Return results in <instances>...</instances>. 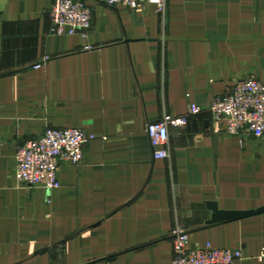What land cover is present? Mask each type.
I'll return each instance as SVG.
<instances>
[{
  "label": "crops",
  "instance_id": "1",
  "mask_svg": "<svg viewBox=\"0 0 264 264\" xmlns=\"http://www.w3.org/2000/svg\"><path fill=\"white\" fill-rule=\"evenodd\" d=\"M55 0H0V264H172L188 249L264 264V139L227 135L209 113L169 130L154 160L146 127L207 107L235 81L264 83V0H169L163 15L84 2L85 38L51 35ZM91 136L59 188L17 183L14 155L45 129Z\"/></svg>",
  "mask_w": 264,
  "mask_h": 264
},
{
  "label": "built area",
  "instance_id": "2",
  "mask_svg": "<svg viewBox=\"0 0 264 264\" xmlns=\"http://www.w3.org/2000/svg\"><path fill=\"white\" fill-rule=\"evenodd\" d=\"M106 6H123L138 10L151 5L163 15L169 0H98ZM50 33L54 36L83 38L91 28V10L82 1L55 0L49 10ZM209 113L213 124L227 135L241 138L264 139V83L249 77L235 81L230 94L214 98L207 107L189 104L186 117H164L146 127L154 160H164L169 152V130L181 129L188 117ZM92 140L82 130L47 128L36 139L19 146L14 155V177L17 183L53 191L59 188L57 172L63 164L79 166L83 159V147ZM173 244L172 264H236L239 251L216 249L210 243L199 249H188V237L180 227L171 234Z\"/></svg>",
  "mask_w": 264,
  "mask_h": 264
},
{
  "label": "water",
  "instance_id": "3",
  "mask_svg": "<svg viewBox=\"0 0 264 264\" xmlns=\"http://www.w3.org/2000/svg\"><path fill=\"white\" fill-rule=\"evenodd\" d=\"M213 211H214V215L211 221L209 222V224H220L223 222H232V221L240 220V219L247 218L250 216L264 214V207L256 211H251L247 213H221L219 214L216 212L215 208L213 209Z\"/></svg>",
  "mask_w": 264,
  "mask_h": 264
}]
</instances>
